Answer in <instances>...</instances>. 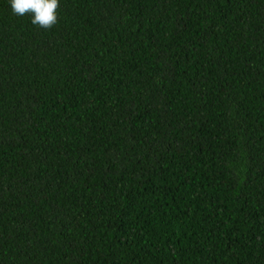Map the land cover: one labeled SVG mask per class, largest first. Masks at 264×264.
<instances>
[{"label": "trees", "instance_id": "16d2710c", "mask_svg": "<svg viewBox=\"0 0 264 264\" xmlns=\"http://www.w3.org/2000/svg\"><path fill=\"white\" fill-rule=\"evenodd\" d=\"M0 0V264H264V0Z\"/></svg>", "mask_w": 264, "mask_h": 264}, {"label": "clouds", "instance_id": "9594fccd", "mask_svg": "<svg viewBox=\"0 0 264 264\" xmlns=\"http://www.w3.org/2000/svg\"><path fill=\"white\" fill-rule=\"evenodd\" d=\"M14 15L31 17V23L50 30L58 21L59 0H9Z\"/></svg>", "mask_w": 264, "mask_h": 264}]
</instances>
